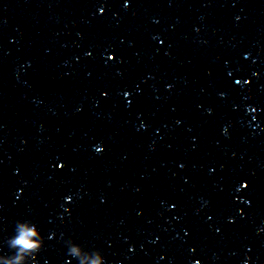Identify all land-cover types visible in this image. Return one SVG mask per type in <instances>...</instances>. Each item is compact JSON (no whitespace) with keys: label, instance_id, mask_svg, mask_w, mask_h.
<instances>
[{"label":"clouds","instance_id":"clouds-1","mask_svg":"<svg viewBox=\"0 0 264 264\" xmlns=\"http://www.w3.org/2000/svg\"><path fill=\"white\" fill-rule=\"evenodd\" d=\"M8 247L14 250L11 256H0L2 264H31L35 255L44 247V237L37 225L31 221H17L14 235L7 240ZM68 255L78 264H106L100 251H86L81 245L67 240Z\"/></svg>","mask_w":264,"mask_h":264}]
</instances>
